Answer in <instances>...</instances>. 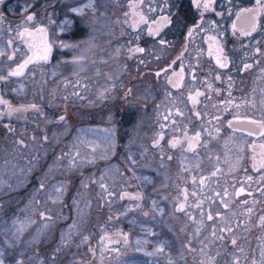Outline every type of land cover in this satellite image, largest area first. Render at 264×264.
<instances>
[{
  "label": "rangeland",
  "instance_id": "obj_1",
  "mask_svg": "<svg viewBox=\"0 0 264 264\" xmlns=\"http://www.w3.org/2000/svg\"><path fill=\"white\" fill-rule=\"evenodd\" d=\"M26 2L33 17L29 24H42L41 27L46 29L51 52L42 61L28 60L22 75L10 76L7 84L3 81L2 85L3 94L8 93L11 97L10 103L4 104L24 122L9 124L7 128L0 126V259L4 264H17L18 261L22 264H210L206 254L209 249V252L212 251V246L209 248L208 245L214 244L213 238L219 234L226 239L231 232L236 234V228L244 227L242 224L231 226L230 206L238 203L243 197L241 189H245L239 179L219 181L220 193L229 187L228 194L220 199L221 204L219 200H211L212 195L206 196L211 201L210 213L216 210L219 215L208 220L205 230L200 233L194 230V226L191 227L187 241L183 222L185 215L193 211L181 207L178 183L183 164L191 166L195 155L182 157L177 152L173 160L167 159L166 152L160 156L158 148H166L158 145L157 140L154 147L141 142L147 137L150 140L155 138L153 125L151 131L135 129L139 122L138 126H130L126 131L131 143L122 147L117 140L119 125L113 120L111 112L103 117L109 122H102L100 116L92 124L83 123L77 131L70 130L68 117H64L61 123L59 117H51L57 114L59 106L71 109L72 102L59 98L57 93L73 75H76L78 87L83 86L78 89V95L83 94V97L76 104L85 109H101L104 99L113 103L117 95L127 88L126 84H118L121 52L116 47L119 23H122L119 17L127 12L126 0H65L76 4L77 26L71 32L69 20H63L60 42L59 36H56L59 28L55 9L57 0ZM13 3L14 12L20 15L14 18L16 20L22 17L21 0H13ZM37 11L45 14L44 18L37 19ZM26 23V20H21L22 26ZM22 34L19 28H15L14 39L18 36L21 39ZM20 41L15 39L16 43ZM58 46L62 50L59 59L54 55ZM24 63L22 52L18 51L13 71ZM135 86L131 84V95H127L126 99L143 97ZM36 102L46 104L45 109L42 107V115L28 118L30 111L37 107ZM63 113L66 114L65 111ZM140 115L136 117L141 119L142 113ZM91 117L89 113L83 118ZM146 118L147 121L151 119ZM137 140H141L142 144H136ZM223 151L218 157L223 162L221 169L231 168L232 165L228 164L229 152ZM112 155H116L117 160L108 162ZM66 158L72 159V163L69 164ZM90 162L92 169L80 177L81 173L78 174L76 169L82 163ZM236 167L242 168L238 164ZM93 173L97 180L102 178L107 183L104 188V194L108 196L105 201L107 206L112 205L110 203L124 188L131 186L139 191V200L133 198L122 203L124 212L119 219L125 228H105L102 224L95 235L92 228L80 227L79 218L89 205L90 190L95 194L96 188L97 191L103 190L94 187L91 182ZM208 183L211 185L213 180H208ZM64 195L67 200L62 210ZM259 205L264 208V195L260 196ZM196 214L204 223L203 213L196 210ZM262 218L264 210L257 209L254 217L247 220L249 232L243 236L264 243ZM114 230L127 232V240L107 242L102 238V234ZM207 237L210 240L208 243Z\"/></svg>",
  "mask_w": 264,
  "mask_h": 264
},
{
  "label": "flooded vegetation",
  "instance_id": "obj_2",
  "mask_svg": "<svg viewBox=\"0 0 264 264\" xmlns=\"http://www.w3.org/2000/svg\"><path fill=\"white\" fill-rule=\"evenodd\" d=\"M26 1L21 0L22 17L16 20L14 18L20 15L13 10V0L0 3V77H6L0 79V100L10 97L8 93L3 94L2 85L3 81L7 84L9 73L16 68L14 58L18 51L25 61L31 58L42 61L51 52L46 29L42 24H29ZM126 2L127 12L119 17L122 23H119L116 47L121 52L118 84H126L127 88L114 97L118 101L116 104L115 100L109 103L106 98L101 109H82L76 102L83 97V94L78 95V89L83 86L78 87L76 75H73L57 93L59 98L72 102L71 109L59 106L54 116L59 117L60 123L61 117H68L70 130L77 131L83 123L92 124L100 116L102 122H109L103 117L111 112L119 125L117 139L135 124L140 123L135 129L149 131L153 125L155 138L137 140L136 144L143 142L154 147V142L158 141V145L167 150L158 148L159 155L166 152L170 160L175 159L177 152L182 157L195 155L197 160L191 166L183 164L182 173L177 171L181 176L178 186L181 207L193 211L184 219L200 222L196 210L201 211L205 218L204 231L208 220L219 215L216 210L210 213L211 201L206 196L212 195L211 200L220 202L229 192V187L219 192V181L225 178L247 182L264 180V0ZM24 4L27 7H23ZM75 7L73 2H55L59 42L63 20H69L71 32L76 29L77 19L72 11ZM37 12V19L44 18L45 14ZM32 15L35 16V12ZM21 20L27 23L22 26ZM15 28L23 32L21 39L19 36L16 39L21 40L18 43L14 39ZM61 54V48L55 47L56 58ZM131 84H136L142 98L126 99L131 95ZM89 113L93 117L83 118ZM140 113L142 117L138 119L136 116ZM146 117L151 119L147 121ZM123 142L122 147L131 143L127 135ZM222 149L224 153L229 152L231 168L221 169L223 162L218 157ZM237 164L242 168L236 167ZM194 167L197 168L190 171ZM208 180L213 183L210 185ZM121 191L123 196L132 197L128 200L140 199L139 191L131 186ZM142 211L145 213V209ZM221 237L217 234L214 243ZM205 239L210 242L209 237Z\"/></svg>",
  "mask_w": 264,
  "mask_h": 264
},
{
  "label": "trees",
  "instance_id": "obj_3",
  "mask_svg": "<svg viewBox=\"0 0 264 264\" xmlns=\"http://www.w3.org/2000/svg\"><path fill=\"white\" fill-rule=\"evenodd\" d=\"M15 39L17 38L15 37ZM10 101H11V97L7 98L6 96L3 98V100H0V126H3L5 128H7L9 124L18 125V123L24 122V119L22 117L18 115H14L11 112V111H14L12 110V108H9L6 104H4V103H10ZM35 104L37 105V107L33 108L31 111L28 110L31 112L30 114L28 113L30 115V117H28L29 115L27 116L28 118L33 119L35 116L42 115L41 109L43 110L46 104H40V102H36ZM73 107L75 108V106ZM81 108L85 109L84 107H81ZM53 116L54 115H52L51 117ZM28 118L27 120L25 118V120L29 122ZM120 135L122 137H119L117 139L119 142V145H121V143L123 144L124 143L123 141H125V133L124 134L120 133ZM72 153L74 154V151H72ZM115 156L116 155L110 156L108 158L109 159L108 162L117 160ZM65 160L69 164L72 163V159L66 158ZM89 169H92L91 162L85 163V164L82 163V165L79 166L76 169V171L78 174L81 173L80 174V177H81L82 174L88 173ZM63 175L64 174H62V176ZM101 179L97 180L96 175H94V173L91 175L90 180L92 183H94V187H100L103 190L97 191V188H96V194L92 190H90L89 195L91 197L88 202L89 205L85 209L86 212L84 210L81 213V216L79 218L80 227L86 226V228L88 227L92 228V231L94 232L95 235H97L99 227L102 224H104L105 228H107L108 226H110L113 229L125 228L126 227L125 224L121 223L119 218L122 216L124 212V207H123L124 200H128L132 198L131 196H126V195L123 196L121 193L118 192V195L117 196L115 195L116 197L114 198L113 203H110L112 205H108V206L105 205V201H106V198H108V196L104 194V188L107 185V183ZM239 183H242V186L244 184L245 189L244 191H241V193L243 194V197L239 198L238 203H236L234 206L233 205L231 206L233 208V210L231 211V214H232L231 215V223H232L231 226L235 225L236 227L237 224H242L244 227L238 230L236 228V231H235L236 234L234 235L231 232L230 235L231 236L233 235V237H230L229 235L227 242L224 239L223 241H217L213 245H208L209 248L212 246L211 248L212 251L209 252L210 251L209 249L208 253L206 254L208 259H210L209 260L210 264H264L263 263L264 243L263 242L259 243L256 241L254 242L253 239L243 236L249 232L248 227L246 226L247 220L250 219L251 217H254L257 209L259 211L264 210V208H262L259 205L260 196L264 195V180L254 179L248 182L239 181ZM93 193L94 195H96V197L97 195L99 196L97 198L95 197L97 201H95V199L93 200V197H94ZM66 200H67V197L64 195L63 203H62V210L65 209L64 206L66 205L65 203ZM70 217H72V215H70ZM111 217L113 218L109 220ZM261 224L264 227V221H262ZM203 225L204 223H202L201 221L193 222L191 218L187 217V220H184L183 222L186 240L188 241V239L190 238L189 230L191 229V227L194 226V230L200 233L204 229ZM238 226L240 227L241 225H238ZM237 234H238V237H237ZM233 241H235V244H233ZM203 251H205V248Z\"/></svg>",
  "mask_w": 264,
  "mask_h": 264
},
{
  "label": "snow or ice",
  "instance_id": "obj_4",
  "mask_svg": "<svg viewBox=\"0 0 264 264\" xmlns=\"http://www.w3.org/2000/svg\"><path fill=\"white\" fill-rule=\"evenodd\" d=\"M0 3H3V0H0ZM205 7L207 8L208 5H205ZM73 12H77L78 9H72ZM28 20H32L33 17L31 15H29L27 17ZM140 51H143V49H139ZM43 59H47V56L43 57ZM29 63V61H25L24 64H21L19 65L18 69L15 70V71H12L11 73H9V75L11 76H20L23 74V69L27 67V64ZM221 66H224V65H221ZM246 67H249V66H246ZM0 79H6V77H0ZM61 119H63V117H61ZM241 191H243V189H241ZM209 219H212L211 216H209ZM262 220H264V218H262ZM233 244H235V241H233ZM161 251L163 250L162 248L160 249ZM0 264H4V261L3 259H0ZM17 264H22V262H17Z\"/></svg>",
  "mask_w": 264,
  "mask_h": 264
},
{
  "label": "water",
  "instance_id": "obj_5",
  "mask_svg": "<svg viewBox=\"0 0 264 264\" xmlns=\"http://www.w3.org/2000/svg\"><path fill=\"white\" fill-rule=\"evenodd\" d=\"M102 238H104L107 241L114 240L118 242H125L128 238V234L123 231L114 230V231L104 233L102 235Z\"/></svg>",
  "mask_w": 264,
  "mask_h": 264
}]
</instances>
